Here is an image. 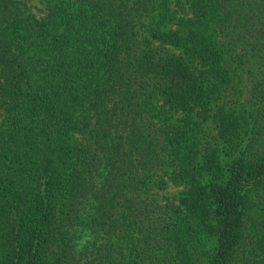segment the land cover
Segmentation results:
<instances>
[{
	"label": "trees",
	"instance_id": "trees-1",
	"mask_svg": "<svg viewBox=\"0 0 264 264\" xmlns=\"http://www.w3.org/2000/svg\"><path fill=\"white\" fill-rule=\"evenodd\" d=\"M39 3L0 0V264H264V78L223 65L264 0Z\"/></svg>",
	"mask_w": 264,
	"mask_h": 264
},
{
	"label": "rangeland",
	"instance_id": "rangeland-1",
	"mask_svg": "<svg viewBox=\"0 0 264 264\" xmlns=\"http://www.w3.org/2000/svg\"><path fill=\"white\" fill-rule=\"evenodd\" d=\"M25 2L32 13L39 14L38 10L41 8L39 0H25ZM261 22L264 24V14ZM219 39L220 43L225 40L222 36H219ZM232 51L225 53L223 61L230 78L228 96L241 103H247L253 86L261 83L264 78V61L259 57L261 53L253 48L247 39L237 41ZM203 129L207 134L214 133L208 122L203 125ZM179 190L180 187L168 183L163 190L149 192L148 198L154 199L155 203L157 201L161 206H173L178 203Z\"/></svg>",
	"mask_w": 264,
	"mask_h": 264
}]
</instances>
